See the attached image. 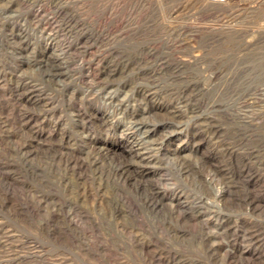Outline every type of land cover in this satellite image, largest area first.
I'll use <instances>...</instances> for the list:
<instances>
[{
    "label": "rangeland",
    "instance_id": "374dc122",
    "mask_svg": "<svg viewBox=\"0 0 264 264\" xmlns=\"http://www.w3.org/2000/svg\"><path fill=\"white\" fill-rule=\"evenodd\" d=\"M0 264H264V0H0Z\"/></svg>",
    "mask_w": 264,
    "mask_h": 264
},
{
    "label": "built area",
    "instance_id": "2783aa9c",
    "mask_svg": "<svg viewBox=\"0 0 264 264\" xmlns=\"http://www.w3.org/2000/svg\"><path fill=\"white\" fill-rule=\"evenodd\" d=\"M210 1H212V2H223L225 0H210Z\"/></svg>",
    "mask_w": 264,
    "mask_h": 264
},
{
    "label": "bare ground",
    "instance_id": "6f19581e",
    "mask_svg": "<svg viewBox=\"0 0 264 264\" xmlns=\"http://www.w3.org/2000/svg\"><path fill=\"white\" fill-rule=\"evenodd\" d=\"M212 2V1H211ZM212 3H214V2H212Z\"/></svg>",
    "mask_w": 264,
    "mask_h": 264
}]
</instances>
